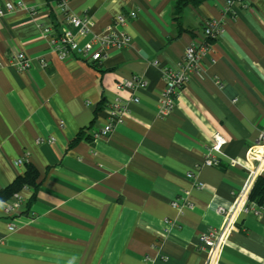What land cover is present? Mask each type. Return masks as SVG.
<instances>
[{
	"label": "crops",
	"instance_id": "obj_1",
	"mask_svg": "<svg viewBox=\"0 0 264 264\" xmlns=\"http://www.w3.org/2000/svg\"><path fill=\"white\" fill-rule=\"evenodd\" d=\"M22 1L0 15V264H264V207L248 195L235 208L264 128V0H185L178 17L179 0H67L91 19L86 34L58 3ZM132 10L131 45L99 63L61 59L43 33L72 28L83 45ZM208 20L223 32L208 36ZM193 41L209 49L161 115L163 70ZM20 51L30 68L12 64ZM134 75L146 86L117 89ZM117 100L122 120L95 136ZM217 134L220 162L209 165ZM29 168L36 185H20ZM221 208L234 216L213 258L200 237L223 229Z\"/></svg>",
	"mask_w": 264,
	"mask_h": 264
},
{
	"label": "built area",
	"instance_id": "obj_2",
	"mask_svg": "<svg viewBox=\"0 0 264 264\" xmlns=\"http://www.w3.org/2000/svg\"><path fill=\"white\" fill-rule=\"evenodd\" d=\"M58 5L59 8H61V11L65 14L64 20L74 28H78L79 33L86 34L91 31L92 21L90 18H82L69 11L66 7L67 0H62L58 3ZM24 7L25 4L22 0L8 1L4 5H0V15L3 16L9 12L22 9ZM136 16V10H132L128 14L121 13L117 15L104 33L95 34L90 41L83 45L79 44L72 28H66L58 35H54L52 33L51 26H45L43 33L45 36L50 37L51 47L61 59H68L71 55L75 54L87 59L92 63H99L111 49L123 48L131 45L132 35L128 32L127 26L129 21ZM205 32L208 36L220 35L223 32V26L216 20H208L205 23ZM208 49L209 45L207 42L193 41L186 48L179 67L164 68L163 74L166 80V88L162 97V109L160 111L161 115H166L173 110L180 89L183 88L184 85L189 81L191 74L199 70L202 56L208 51ZM11 62L19 70H25L31 67L32 59L25 52L20 51L15 55ZM146 84L147 82L143 77L134 75L131 78H126L119 81L117 83V89L122 90L143 88L146 86ZM134 99L135 101L139 100L138 97H135ZM126 108L127 106L124 102L117 100L110 113L109 121L99 130L95 131L94 135L99 137L100 135L109 134L112 131L113 126L122 120L123 113ZM224 142L225 139L220 134L215 135V143L212 145L206 157L205 162L207 164H219L220 161L215 156L216 154L214 155V153H221ZM250 156L257 162V164L252 171V175L245 188L238 196L239 201L236 204V209L243 200H248L250 188L254 184L257 174L264 173V128L260 132L258 144L253 149H251ZM23 161L24 160L22 158H19L15 161V164L21 165ZM189 175L192 176V174ZM15 197L17 201L12 205H8L9 211L17 212L19 210L21 198L18 194H16ZM173 204L178 205V201H174ZM220 211L227 214V222L223 226V229H209L200 237L201 245L213 255V258L216 254V249L219 247L222 241L223 232L232 222L234 216V210L231 212L221 208Z\"/></svg>",
	"mask_w": 264,
	"mask_h": 264
},
{
	"label": "trees",
	"instance_id": "obj_3",
	"mask_svg": "<svg viewBox=\"0 0 264 264\" xmlns=\"http://www.w3.org/2000/svg\"><path fill=\"white\" fill-rule=\"evenodd\" d=\"M46 1L49 5H51L54 2L59 3L62 0H46ZM183 1L185 0H179L177 3V10H176L177 17L181 14ZM35 177H36L35 170L32 168H29L23 176L18 177L17 183H19L20 185L21 184L36 185ZM11 191L12 189L9 190L8 192H11ZM249 198L252 201L264 207V176H259L257 178L252 190L250 191Z\"/></svg>",
	"mask_w": 264,
	"mask_h": 264
}]
</instances>
